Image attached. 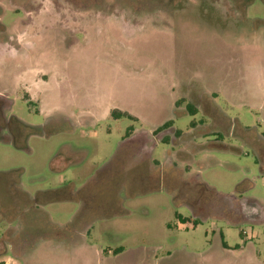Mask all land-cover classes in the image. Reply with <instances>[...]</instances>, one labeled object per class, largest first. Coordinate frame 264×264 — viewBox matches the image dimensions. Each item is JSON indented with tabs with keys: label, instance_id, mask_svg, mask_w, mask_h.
<instances>
[{
	"label": "rangeland",
	"instance_id": "rangeland-1",
	"mask_svg": "<svg viewBox=\"0 0 264 264\" xmlns=\"http://www.w3.org/2000/svg\"><path fill=\"white\" fill-rule=\"evenodd\" d=\"M0 92L6 116L43 127L0 142V264L13 240L27 264H81V232L125 264H264V219L213 209L223 195L264 214V0H0ZM127 131L155 141L143 183L122 160L145 135L126 151ZM114 165L106 208L80 214Z\"/></svg>",
	"mask_w": 264,
	"mask_h": 264
},
{
	"label": "flooded vegetation",
	"instance_id": "flooded-vegetation-1",
	"mask_svg": "<svg viewBox=\"0 0 264 264\" xmlns=\"http://www.w3.org/2000/svg\"><path fill=\"white\" fill-rule=\"evenodd\" d=\"M157 13L160 16L157 15ZM155 14H156V16H154V17L160 18L158 24L163 25L164 21H163V18L161 16H163L164 13L160 11V12H155ZM169 17H171V16H169ZM144 134H145V137L140 138L142 143L139 144L140 147L138 148V153H135V155H134L136 157H132V156L130 157L129 155H127L122 160L124 162V165L132 162L131 167H132V165H135L138 162H139V164L143 163L142 164L143 168L140 167V169H138V171L136 169H135L136 171L134 170L135 174H138L139 175L138 177L141 178L140 183H143V181L147 180L148 176H150V175H148V170L151 173L153 170V166H155V165L159 166L156 161L151 159L152 152H153L154 147H155V141H154V139H149L147 137V134H150V133H144ZM133 142H134V140L131 139V137H129V136L124 137L122 143L120 144V149L124 148L126 151H130V147L133 145ZM149 159L151 160V163H148L146 161ZM116 165H117V163H116ZM116 165H114L112 167V171H110V172L107 171L105 173V177H103V179H101V181L98 182L97 187L103 186V188L101 190L95 191L93 193L92 198H91V200L93 202L91 201L92 203L90 202V203H86L84 205L83 204L80 205L81 206L80 214H82V211L85 208H87L89 210V212L92 213L91 215H93V213H95L97 211H100V210H103L104 208H106L104 202H100L98 204H94V203L96 202V199L98 197L104 196V193L102 192L103 190H105V193H106V191L108 192L109 189H111V187H113L115 181H117V179H119L121 173H119V171H115V169L117 168ZM123 176H125V178L130 179V177H131L130 164H128V166L126 167V170L123 172ZM103 180H106V182H104ZM123 182L126 183L127 185L130 184V180L127 181V179H125ZM199 209H200L199 206L195 207L194 205H191L189 210L193 216L194 214L199 212ZM213 209L215 211H219V212L227 209L234 214H239L244 219V217L241 213L242 201L240 203L234 204L230 200H227V198H225L223 195H221V197H219L217 199V201L214 203ZM8 247H9V249L11 248V254L12 255H14L13 253L15 251L17 253H19L18 255L24 253L25 251H28V245L26 243H22V244L20 242L16 243V242H14V240L12 242L8 243Z\"/></svg>",
	"mask_w": 264,
	"mask_h": 264
},
{
	"label": "crops",
	"instance_id": "crops-1",
	"mask_svg": "<svg viewBox=\"0 0 264 264\" xmlns=\"http://www.w3.org/2000/svg\"><path fill=\"white\" fill-rule=\"evenodd\" d=\"M92 28H95V27L92 26V25H88V26L82 27L81 29H78L77 31H75V33H77L78 35L85 36V35H87L92 30ZM75 40L77 41L78 39H75ZM28 47H31V46H29L28 44H26L24 46V49H26ZM34 49L35 48H34V45H33L32 48L28 50L27 55H25L24 57L26 59L30 58V56H31L30 53L32 51H34ZM18 52L19 51L17 50L15 53L11 54L10 56H5L2 59H6L7 57L8 58L9 57L10 58H15V59L18 58L19 59V58L22 57V54L20 55ZM190 95L191 94H189L188 91H186V93L184 94L185 97H189ZM26 96H27V98H29L28 95H26ZM185 97H182V98H185ZM176 101H175V104H176ZM192 112H193V110H192ZM145 133H148V132H145ZM136 134H134V135H136ZM189 173H188V175H189ZM193 175H195V174H193ZM193 175H190V176H193ZM243 201L256 203L260 207V205L257 202L253 201V200H250V201L249 200H243ZM262 215H263V218L262 219H264L263 211H262ZM262 219H256V220H262ZM248 222H253V221H248ZM189 227L190 228H194V227H191V225H189ZM219 234H221V248L223 250V255L225 257H227V255L230 254L232 251L229 248V246H227L223 242L224 241V234H222L221 232ZM243 236H245V234H243V232H241V238H243ZM85 238H86V236H85V234L83 232H81L80 234L77 235L75 241H73V242H78V245L79 246H78V248L76 250L72 251V253H71V254L81 255L83 257L84 260L81 261V264H125L124 260L122 259V256H123V254H124L125 251H123L122 248H116L114 250H109V249H107V250H100V249L96 248V246L89 247L86 244H84V239ZM249 238H250V236H248V239ZM67 239L68 238L62 239V241H60L62 243L63 242L65 243V245H63V247L66 246V243L67 242H70ZM242 246L243 247H240L239 245H235L234 246V249H236L240 254H245V252L247 251L246 250L247 247H245V244L244 243H243ZM28 255H29V252L28 251H25L24 253L20 254L19 256L18 255H14V256L12 255L13 257H19V258H16L15 261L12 258L11 259L8 258L7 256L3 260L5 261V264H21V262H25L27 264V257H28ZM90 257L94 258V260H92V261L89 260ZM200 258H201V260H203L204 259L203 255H200ZM223 264H227V261L225 260L223 262Z\"/></svg>",
	"mask_w": 264,
	"mask_h": 264
},
{
	"label": "trees",
	"instance_id": "trees-1",
	"mask_svg": "<svg viewBox=\"0 0 264 264\" xmlns=\"http://www.w3.org/2000/svg\"><path fill=\"white\" fill-rule=\"evenodd\" d=\"M11 106L12 102L8 96L0 92V142L11 144L15 148H20L30 136L38 134L43 127L28 125L14 115L6 116L5 114L11 109ZM167 124L169 125L170 123ZM144 133L140 132L132 135L127 131L125 137L129 136L134 140L137 135H145ZM177 218L181 224H188L191 227H195L198 224L196 219H185L180 216H177Z\"/></svg>",
	"mask_w": 264,
	"mask_h": 264
},
{
	"label": "water",
	"instance_id": "water-1",
	"mask_svg": "<svg viewBox=\"0 0 264 264\" xmlns=\"http://www.w3.org/2000/svg\"><path fill=\"white\" fill-rule=\"evenodd\" d=\"M241 213L246 221H255L263 218L262 209L253 202L243 201Z\"/></svg>",
	"mask_w": 264,
	"mask_h": 264
},
{
	"label": "built area",
	"instance_id": "built-area-1",
	"mask_svg": "<svg viewBox=\"0 0 264 264\" xmlns=\"http://www.w3.org/2000/svg\"><path fill=\"white\" fill-rule=\"evenodd\" d=\"M243 234H245V233L243 232Z\"/></svg>",
	"mask_w": 264,
	"mask_h": 264
}]
</instances>
